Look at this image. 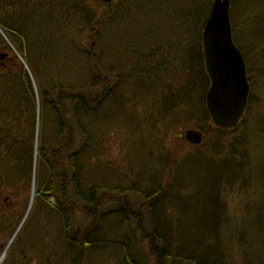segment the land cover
I'll use <instances>...</instances> for the list:
<instances>
[{"label":"trees","instance_id":"16d2710c","mask_svg":"<svg viewBox=\"0 0 264 264\" xmlns=\"http://www.w3.org/2000/svg\"><path fill=\"white\" fill-rule=\"evenodd\" d=\"M95 1L0 0V26L29 68L0 32L13 54L0 66V204L22 190L29 203L35 182L2 264H264V0H231L251 92L229 127L207 104L214 0L103 1V11ZM84 29L97 50L75 38ZM113 124L131 140L127 174L108 154ZM188 125L216 137L212 148L175 160L169 180L150 174V161L170 163L155 158L151 131ZM245 196L239 220L232 200ZM2 208L0 235H12L15 213Z\"/></svg>","mask_w":264,"mask_h":264},{"label":"rangeland","instance_id":"374dc122","mask_svg":"<svg viewBox=\"0 0 264 264\" xmlns=\"http://www.w3.org/2000/svg\"><path fill=\"white\" fill-rule=\"evenodd\" d=\"M103 1L108 2H114L115 0H97L95 2H92L90 5L99 11H103L105 8V4H103ZM93 29H97L94 27ZM0 32L2 33L5 40L10 44V46L14 49V52L17 54V57L19 58L20 63L24 65L25 68H28V65L26 64L25 59L22 55L17 51L16 48H14L12 42L9 40L6 33L3 31V28L0 26ZM95 32V31H94ZM91 29L85 30L81 32L80 34L75 35V38L78 39V42L80 45H82V49L91 50L90 43L93 41V45L96 44V39L94 35V38L91 37L92 33ZM95 34V33H94ZM95 40V41H94ZM97 50V45L95 46V49H92V51ZM0 53L6 54V57L4 59H0V66H6L7 63H9L10 58L12 57V53H8V51H0ZM93 53V52H92ZM13 59V58H11ZM32 76V75H31ZM33 81L35 82L34 77L32 76ZM36 83V82H35ZM257 93V91L255 90ZM260 94V91L257 93ZM264 96V95H263ZM160 126H164V122H161L159 124ZM229 127V126H227ZM115 124L112 125V128L110 127L109 133H108V140H107V147H108V154L110 159L113 160L116 166L121 168V171L127 174L128 169L125 168L124 164L127 163L125 159V155L127 154L126 151L128 149L129 142L131 141L128 137V133L126 129H114ZM190 128L197 129V127H194V125L191 126H185L184 128L179 127L177 130H167V132L163 129H157L156 131H151V138L154 143V148L156 152L155 158L158 160L159 154L168 156L170 163H159L158 166L150 161L149 172L150 174L153 173V171L156 173H159V175H162L165 177V181L169 180L170 177L173 176V172L175 170L176 163H173L175 160L181 161L182 159L186 158L190 154L193 153H207L209 149L212 148L214 141L216 140V137H214L212 134H205L203 141L201 144H194L192 142H189L186 138V133L190 130ZM228 130V128H226ZM165 131V132H164ZM197 131V130H196ZM35 153H36V159H38L39 155V149L38 144L36 143L35 146ZM162 150V152H161ZM210 153V152H209ZM208 153V154H209ZM159 161V160H158ZM162 169V172H161ZM147 170H145L146 172ZM163 173V174H162ZM121 183V182H120ZM30 200L29 203H27L28 193L26 190H22L21 192L17 194H12L11 191H7L4 196H2L1 204L4 208V213H9L10 211L15 213V230L14 233L11 235V232L5 235H0V264H2L10 252V249L12 247L13 241L15 240L16 236L20 232V229L22 228L26 218L28 217V214L30 213L34 197H35V182L32 186V191H30ZM120 199H122L123 195H117ZM136 197H139L137 195ZM129 198V197H128ZM252 201V199H248V197L240 198V200L233 198L232 200V210L233 214H238L239 220L244 217L246 212V204L244 202ZM116 201L114 196L110 200V206L111 204ZM142 207V204L139 203L138 210H140ZM2 208V209H3ZM11 209V210H10ZM9 211V212H8ZM140 251L141 253H144L147 255L148 253V247L147 244L144 241H141L140 244ZM148 264H156L155 260L151 257L149 260H145Z\"/></svg>","mask_w":264,"mask_h":264},{"label":"water","instance_id":"95a60500","mask_svg":"<svg viewBox=\"0 0 264 264\" xmlns=\"http://www.w3.org/2000/svg\"><path fill=\"white\" fill-rule=\"evenodd\" d=\"M231 0H214L204 29L212 85L207 104L212 118L221 126H236L244 116L251 92L244 55L233 35ZM6 54L0 53V59ZM188 141L199 144L203 132L190 130Z\"/></svg>","mask_w":264,"mask_h":264},{"label":"bare ground","instance_id":"6f19581e","mask_svg":"<svg viewBox=\"0 0 264 264\" xmlns=\"http://www.w3.org/2000/svg\"><path fill=\"white\" fill-rule=\"evenodd\" d=\"M238 46V45H237ZM241 50V49H240Z\"/></svg>","mask_w":264,"mask_h":264}]
</instances>
